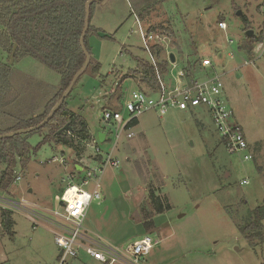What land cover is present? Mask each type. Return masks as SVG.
Instances as JSON below:
<instances>
[{
  "label": "rangeland",
  "instance_id": "1",
  "mask_svg": "<svg viewBox=\"0 0 264 264\" xmlns=\"http://www.w3.org/2000/svg\"><path fill=\"white\" fill-rule=\"evenodd\" d=\"M101 3L105 4L97 21L110 38L88 36L90 63L98 62L99 72L93 74L88 65L67 96L69 108L87 123L91 135L87 142L93 144L103 129L108 140L98 147L107 152L115 134L100 120L102 106L119 108L133 90L149 89L140 80H122L136 66L133 57L148 59L135 13L143 28H153L152 33L163 38L157 43L162 45L158 63L169 61L170 53L175 57L174 66L168 65L170 78L193 62L194 76H220L223 96L245 131L252 159L225 150L204 106L193 112L171 109L162 116L148 110L131 129L134 136L123 135L116 143L120 165L104 169L102 199L90 203L84 229L116 245L151 234L157 244L142 264H264V242L249 243L237 225L264 201V49L253 58L240 48L247 30L261 35L264 0H102L95 6ZM221 21L226 29L219 27ZM9 57L0 47V61L11 66L10 78L19 91V99L0 111L3 130L42 113L53 87L61 82L57 71L30 55L12 62ZM206 57L211 65L202 67ZM28 136L32 150L26 167L17 162L13 182L0 191L1 200L26 204L11 209L13 235L2 231L0 224V264H54L59 253L52 226L41 215L58 221L53 213L64 211L60 194L70 165L53 157L71 163L77 156L55 141L35 149L44 135ZM92 144L84 155L95 153ZM3 168L0 163V172ZM150 191L170 207L154 214L155 228L146 232L142 210L152 211ZM3 206L0 201V209ZM77 264L101 263L83 255Z\"/></svg>",
  "mask_w": 264,
  "mask_h": 264
},
{
  "label": "trees",
  "instance_id": "2",
  "mask_svg": "<svg viewBox=\"0 0 264 264\" xmlns=\"http://www.w3.org/2000/svg\"><path fill=\"white\" fill-rule=\"evenodd\" d=\"M85 4L86 0H0L1 49L10 54L13 46L17 44L13 55L14 59L30 55L48 68L57 71L61 78L58 91L45 103L42 113L28 116L26 119L22 118L8 129L3 130L0 128V134L27 128L42 122L50 109L60 99L72 76L82 67L85 55L80 46L79 38L85 23ZM95 4L93 3L90 6L89 21ZM149 31L152 32L155 29L151 28ZM263 31L264 27L261 35L254 33L251 37L246 36L245 42L240 45V48L249 57H256L253 47L258 41L262 40ZM91 33H95L99 37L110 38V35L104 34L103 31L89 24L84 36L85 46L89 54L91 48L88 36ZM122 48L127 50L124 46ZM152 51L156 57H159L162 45L152 47ZM133 58L136 66L130 69L128 74L122 75V80L125 78H131L135 81L140 80L155 92L157 78L148 59ZM158 65L160 73L165 77L168 72L169 61L163 59ZM89 66L93 74L99 72L100 64L98 62L90 63ZM183 71L188 77H193L194 62L190 63L188 67L186 65ZM10 74L11 66L7 62L0 61V111L7 110L19 99V91L10 80ZM67 96L64 103L55 111L53 117L44 126L32 131L44 135L35 149L48 141H55L70 147L76 153V156L81 155L83 142L90 139L91 135L87 130L84 117L79 116L69 108ZM137 120H132L129 125L135 126ZM66 123L69 124V129L57 134V131L63 128ZM32 132L0 139V163L4 165L3 170L0 172V191H7L9 185L13 182V171L17 162L21 164L22 168L26 167L32 150L28 142V135ZM149 202L152 211L142 210V226L146 232H151L155 228L152 219L154 214L161 213L170 207L169 204L163 203L153 191L149 192ZM0 212L2 231L13 235V211L1 208ZM263 219L264 201L256 206L243 222L237 224L249 243L256 245L264 242Z\"/></svg>",
  "mask_w": 264,
  "mask_h": 264
},
{
  "label": "built area",
  "instance_id": "3",
  "mask_svg": "<svg viewBox=\"0 0 264 264\" xmlns=\"http://www.w3.org/2000/svg\"><path fill=\"white\" fill-rule=\"evenodd\" d=\"M134 20L138 24L143 49L157 78L156 91L139 87L130 93V97L120 104L119 109L102 106L100 120L104 126L110 128V131L112 128L113 134H115V141L107 152L102 153L99 150L97 139H92L93 144L88 143V139L83 142L81 155L75 157L71 163L64 157H53V161L70 165L68 182L60 194V205L64 211L63 213L57 211L53 213L59 220L41 215L51 224L52 228L49 229L54 233V242L59 251L54 264H77L83 255H87L101 264H142L144 255L148 254L153 245L157 244L151 234L144 233L138 239L124 245H116L99 235L88 233V230L83 227L90 203L92 201L99 202L102 199L100 189L104 169L107 166L118 167L120 165L114 152L116 143L123 135L126 138L134 136L131 131L133 126L129 124L132 120L138 119L142 113L154 110L162 116L171 109L193 112L196 107L204 106L211 115L215 130L219 133L225 150L230 154L243 153L244 160L252 159L245 132L235 121L234 112L228 107L223 96V83L220 76H207L201 79L196 76L188 77L183 70H178L172 79L168 76V69L166 74L168 78L166 77L165 80L158 67L159 59L152 51V47L158 42H162L163 38L157 33L143 28L135 14ZM219 27L226 29L227 25L221 21ZM262 36V40L253 47V51L258 57L264 49V31ZM169 63L171 67L174 66L170 60ZM210 65L209 58L201 60L202 67ZM102 131L106 134L105 141H107L108 134L103 129ZM91 144L95 153L90 156L84 155L86 147ZM90 161H93L94 164H90ZM78 166L79 169L76 168ZM241 183L246 184L247 180L243 179ZM0 201H3V208H8V210L26 206L22 202L12 203L1 199ZM47 213H51V211H47Z\"/></svg>",
  "mask_w": 264,
  "mask_h": 264
},
{
  "label": "water",
  "instance_id": "4",
  "mask_svg": "<svg viewBox=\"0 0 264 264\" xmlns=\"http://www.w3.org/2000/svg\"><path fill=\"white\" fill-rule=\"evenodd\" d=\"M97 2H99V0H86L85 17H84L85 23H84V27L82 29V32H81V35H80V38H79L80 46H81V48L83 50V53L85 55V61H84L83 65H82V67L72 76V79H71L70 83L63 90V93L61 94L60 99L50 109V111L48 112V114L46 115L45 119L42 122H40L39 124L34 125V126H29L27 128H21V129L8 131V133H2V134H0V139L8 138L9 136H13V135H17V134H27L28 132H32V131H35V130L41 128L42 126L45 125L46 122H48L53 117V114L55 113V111L58 110L60 108V106L64 103V100L66 99V96L69 94V92L71 91V89L73 88V86L75 85L77 80L79 79V77L82 75V73L86 70V68L90 64V59H89L90 58V54H89V52L86 49L84 36L86 35L88 26L90 24V21H89L90 6L93 3H97ZM238 14H240V12H238ZM253 34H254V31L252 29L251 30H247L245 32V36H248V37H251V35H253ZM16 48H17V44H15L13 46V49H12V51L10 53V57H9V61L10 62H12V60H13V55H14V53L16 51ZM169 60H170L171 63L175 62V57L171 53L169 54ZM67 129H69V124L68 123H66L63 128L58 130L57 134H60V133L64 132V130H67ZM105 136H106V134L103 131H98L97 132V140H98V142L99 143L104 142L105 141ZM76 168L79 169L80 167L78 166Z\"/></svg>",
  "mask_w": 264,
  "mask_h": 264
},
{
  "label": "crops",
  "instance_id": "5",
  "mask_svg": "<svg viewBox=\"0 0 264 264\" xmlns=\"http://www.w3.org/2000/svg\"><path fill=\"white\" fill-rule=\"evenodd\" d=\"M99 1H102V0H99ZM105 2V1H104ZM97 3H99V2H97ZM104 4L105 3H101L99 6H95V8H94V11L92 12V15H91V18H90V21H91V25L94 27V28H97V29H102V27H101V25H99L98 24V14H99V8H101V7H103L104 6ZM102 5V6H101ZM104 9V8H103ZM135 14V13H134ZM107 35H109V34H107ZM135 68V67H134ZM10 80H11V78H10ZM13 82V81H12ZM13 84L15 85V83L13 82ZM58 86H59V83H58ZM15 87H16V85H15ZM56 86H54L53 87V90H55L54 91V93L53 94H55V92H57V89L59 88V87H57V89L55 88ZM17 88V87H16ZM44 107V106H43ZM71 111H73L72 109H71ZM74 112V111H73ZM35 115H37V114H35ZM139 124V118H138V120H137V124L136 125H138ZM245 132V131H244ZM246 135V134H245Z\"/></svg>",
  "mask_w": 264,
  "mask_h": 264
}]
</instances>
